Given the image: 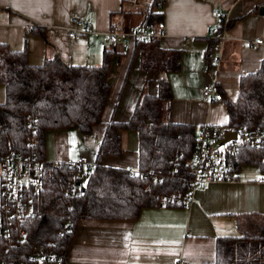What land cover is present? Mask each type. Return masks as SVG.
<instances>
[{"label": "crops", "instance_id": "1", "mask_svg": "<svg viewBox=\"0 0 264 264\" xmlns=\"http://www.w3.org/2000/svg\"><path fill=\"white\" fill-rule=\"evenodd\" d=\"M127 1L129 4L125 6ZM136 1L0 0V44L10 51H21L25 33L39 28L43 37L27 35L29 65L38 66L44 60L58 57L65 64L98 66L103 50H107L104 35L112 24L123 32L140 28H128L131 16L125 18L132 11L129 5ZM160 11L164 35L158 45L180 52L178 71L167 75L145 74L138 68L137 54L133 55L134 44H117L119 55L117 59L111 57L110 69V80H114L101 123L127 122L144 84L149 95H156L158 80L166 78L172 96L171 122L191 125L197 133L204 125H226L224 101L234 102L240 76L256 72L264 61V0H163ZM216 11L235 23L225 31L222 43L209 49L210 31L219 25ZM73 18L88 24V34L69 39ZM257 39L263 44H254ZM205 52L209 65L204 60ZM213 57L218 59L217 67L213 65ZM205 83L216 85L223 95L222 102L201 98ZM4 98L5 90L0 85V104ZM84 136L75 129L46 132L44 161L71 164L84 155L92 164L101 134L92 162L82 154L84 151L89 154V150L82 146L77 150V141ZM120 137L123 153L105 158L103 164L134 171L136 135L121 130ZM86 143L85 140L83 144ZM257 179H264V175L239 173L234 183H209L204 190L194 193L189 206L145 208L133 221L80 220L67 250L66 264L212 263L216 238L237 236L236 220L240 215H264V181L257 183Z\"/></svg>", "mask_w": 264, "mask_h": 264}, {"label": "trees", "instance_id": "2", "mask_svg": "<svg viewBox=\"0 0 264 264\" xmlns=\"http://www.w3.org/2000/svg\"><path fill=\"white\" fill-rule=\"evenodd\" d=\"M162 2H150L138 29L161 22ZM218 22L210 31L209 49L219 44L211 35L225 33L235 20L222 16ZM29 34L43 37L42 29H29L18 52L0 44V85L5 90L0 104V157L32 155L40 160L43 188L34 197V213L20 224L22 237L0 221V263L22 262L36 248L54 257L57 264H66L80 220L133 221L142 209L162 206L160 197H172L166 206L179 205L176 200L189 190L188 160L197 131L191 125L170 121L172 96L166 78L158 80L156 95H149L144 84L127 122L102 124L111 89V57L119 55L116 49H104L98 66L65 64L58 57L31 66L27 62ZM132 43L141 72L167 75L178 71L179 51L161 48L158 40ZM208 58L205 52L209 65ZM224 106L228 130H264V61L256 72L240 76L235 101L225 100ZM100 125L101 136L87 173L81 174L70 163L44 161L46 132L75 129L88 135ZM121 130L132 131L137 138L134 171L103 164L105 158L123 153ZM234 144L237 169L252 166L264 175V143L259 147ZM236 226L237 236L216 238L214 260L209 264H264V215H240Z\"/></svg>", "mask_w": 264, "mask_h": 264}, {"label": "built area", "instance_id": "3", "mask_svg": "<svg viewBox=\"0 0 264 264\" xmlns=\"http://www.w3.org/2000/svg\"><path fill=\"white\" fill-rule=\"evenodd\" d=\"M218 20L222 18L220 11L215 12ZM225 23L224 20H222ZM72 30L68 33L69 39L77 35L88 34L89 26L78 18L71 19ZM216 29V28H215ZM214 31V28L211 30ZM164 35L163 22L130 31H120L112 24L105 33L107 50H114L118 43L147 42L159 40ZM219 44L225 39V33L215 36ZM254 44L261 45L263 41L254 40ZM188 44L186 45V47ZM217 63L218 59H213ZM201 97L210 102H222L223 96L217 91L215 85L205 84L201 88ZM227 132L234 133L233 141L223 142ZM244 143L252 147L262 146L264 143V130L247 132L245 130H228L226 126L204 125L196 135L193 149L188 160L190 178L188 191L176 200L181 206H189L193 195L202 191L209 183H234L238 180L239 172L235 165V142ZM223 142V143H222ZM222 143V144H221ZM71 166L81 174L87 173L90 163L85 156L78 157ZM43 164L32 155L8 154L0 157V221L10 232L23 236L20 224L34 213V197L43 188ZM264 179H257V183ZM159 202L164 205L172 202V197H160ZM3 264V263H0ZM16 264H57L54 257L42 254L33 248L22 262Z\"/></svg>", "mask_w": 264, "mask_h": 264}, {"label": "rangeland", "instance_id": "4", "mask_svg": "<svg viewBox=\"0 0 264 264\" xmlns=\"http://www.w3.org/2000/svg\"><path fill=\"white\" fill-rule=\"evenodd\" d=\"M150 1L151 0H137L136 2H133L132 4L129 5V6H131L130 10H132V11H131L130 15H125V18L128 19L129 18L128 16H131V23H130L131 28H136V26L138 25V22L140 20L139 16H144L145 11H146V7ZM127 2H125V6H126V4H129V2L128 3ZM112 74L113 73H111V76H112ZM113 80H114V78H113ZM113 80L112 79L110 80V84L113 83ZM101 129H102V125L98 126L97 128H94L93 132L89 135L84 136L85 138H83V140L77 141V144H78L77 150L81 146L84 147L86 150H89V154L86 151H84V153H82V154H86L87 158L90 162H92V160H93V154H94L93 151L96 148V141H97V138L99 137V133L101 134ZM72 133H75V132H72ZM73 135L75 136V134H73ZM85 140L87 143L83 144V142ZM239 173L241 176H243V175H254V176L257 175L258 176L259 175L257 169L252 167V166H241L239 168Z\"/></svg>", "mask_w": 264, "mask_h": 264}, {"label": "water", "instance_id": "5", "mask_svg": "<svg viewBox=\"0 0 264 264\" xmlns=\"http://www.w3.org/2000/svg\"><path fill=\"white\" fill-rule=\"evenodd\" d=\"M234 139H235L234 133L227 132L226 135H225V139L223 140V142L233 141Z\"/></svg>", "mask_w": 264, "mask_h": 264}]
</instances>
